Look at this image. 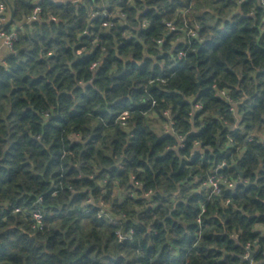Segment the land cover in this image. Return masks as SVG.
Instances as JSON below:
<instances>
[{
    "label": "trees",
    "instance_id": "obj_1",
    "mask_svg": "<svg viewBox=\"0 0 264 264\" xmlns=\"http://www.w3.org/2000/svg\"><path fill=\"white\" fill-rule=\"evenodd\" d=\"M2 1L0 264H264V4Z\"/></svg>",
    "mask_w": 264,
    "mask_h": 264
},
{
    "label": "built area",
    "instance_id": "obj_2",
    "mask_svg": "<svg viewBox=\"0 0 264 264\" xmlns=\"http://www.w3.org/2000/svg\"><path fill=\"white\" fill-rule=\"evenodd\" d=\"M38 1L40 0H33L34 7L32 10V14L29 17V21H34L37 19L38 13H40V7L38 5ZM75 2H79L81 0H74ZM9 17V13L7 11V7L5 3L0 0V46L7 49V51H12L13 49V44L16 41V32L15 29L11 28L10 30H5L4 29V23L7 22ZM166 27L169 30H174V27L171 23H166ZM145 27V24L143 25ZM181 56V55H179ZM217 95L221 97L223 101H225L228 105H232V100L228 96L227 92L225 90H219ZM197 109L200 108L199 105L196 106ZM231 112L233 111V107L229 109ZM163 115L167 118V124H165V131L170 130V115L168 111H165ZM222 179V176L217 174L216 172L213 175H210L207 177L205 181L202 182L203 187L208 188V193L209 196L212 194H215L218 191V186H219V181ZM228 186H231V184H228ZM18 212V210H15ZM100 216V215H99ZM31 218L33 221V227L37 229L42 228V215L39 211L34 210L31 212ZM120 239H122L120 237ZM249 247V245H247Z\"/></svg>",
    "mask_w": 264,
    "mask_h": 264
},
{
    "label": "rangeland",
    "instance_id": "obj_3",
    "mask_svg": "<svg viewBox=\"0 0 264 264\" xmlns=\"http://www.w3.org/2000/svg\"><path fill=\"white\" fill-rule=\"evenodd\" d=\"M153 127L157 133L165 132V124L162 121H156V123H153Z\"/></svg>",
    "mask_w": 264,
    "mask_h": 264
},
{
    "label": "crops",
    "instance_id": "obj_4",
    "mask_svg": "<svg viewBox=\"0 0 264 264\" xmlns=\"http://www.w3.org/2000/svg\"><path fill=\"white\" fill-rule=\"evenodd\" d=\"M53 1H55L57 3H64V2H66L68 0H53ZM12 28L14 29V27H12ZM6 53H7V49H5V48L0 46V55H4Z\"/></svg>",
    "mask_w": 264,
    "mask_h": 264
},
{
    "label": "clouds",
    "instance_id": "obj_5",
    "mask_svg": "<svg viewBox=\"0 0 264 264\" xmlns=\"http://www.w3.org/2000/svg\"><path fill=\"white\" fill-rule=\"evenodd\" d=\"M260 2H261L262 4H264V0H260Z\"/></svg>",
    "mask_w": 264,
    "mask_h": 264
},
{
    "label": "water",
    "instance_id": "obj_6",
    "mask_svg": "<svg viewBox=\"0 0 264 264\" xmlns=\"http://www.w3.org/2000/svg\"><path fill=\"white\" fill-rule=\"evenodd\" d=\"M241 176V175H240Z\"/></svg>",
    "mask_w": 264,
    "mask_h": 264
}]
</instances>
